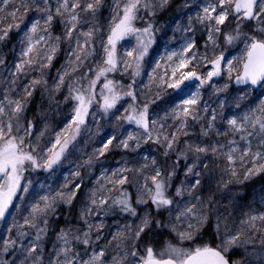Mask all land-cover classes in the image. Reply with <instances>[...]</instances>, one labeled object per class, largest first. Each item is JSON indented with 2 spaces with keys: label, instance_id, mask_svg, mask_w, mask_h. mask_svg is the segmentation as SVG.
I'll return each mask as SVG.
<instances>
[{
  "label": "snow or ice",
  "instance_id": "obj_1",
  "mask_svg": "<svg viewBox=\"0 0 264 264\" xmlns=\"http://www.w3.org/2000/svg\"><path fill=\"white\" fill-rule=\"evenodd\" d=\"M0 5V264H264V0Z\"/></svg>",
  "mask_w": 264,
  "mask_h": 264
},
{
  "label": "trees",
  "instance_id": "obj_2",
  "mask_svg": "<svg viewBox=\"0 0 264 264\" xmlns=\"http://www.w3.org/2000/svg\"><path fill=\"white\" fill-rule=\"evenodd\" d=\"M0 7H2V5H0ZM175 14L174 13H168L166 14L165 16V19H170L172 16H174ZM58 31V30H57ZM132 43L134 44L135 41L132 40ZM5 52H7V49H5ZM64 62V55L63 53H60L59 56H58V59L56 61H54V64H55V67L52 69V75H55V71H56V68H59L60 65ZM147 81V78L145 77V82ZM37 100H39V96H37ZM59 118V117H57ZM98 139V138H97ZM89 152L92 150L91 149V146L87 149ZM119 157L117 156L114 160L111 161V163L113 165H115L116 163V160H118ZM87 179V178H86ZM260 188H261V181L257 180L255 182V184H249L247 188H241V191L243 192H246L247 193V197H246V201L245 202H250L251 201V198H252V195H253V190H255V192L257 193V203L259 201V192H260ZM205 195H207V193H205ZM223 204H227L228 202L227 201H223L222 202ZM106 223L112 225L113 227V230L115 229V225L116 224H119L120 223V219H117V218H109ZM60 226L63 227L64 226V219L61 218L60 219ZM211 236V233L208 234V236L205 237V239H208L210 238Z\"/></svg>",
  "mask_w": 264,
  "mask_h": 264
},
{
  "label": "rangeland",
  "instance_id": "obj_3",
  "mask_svg": "<svg viewBox=\"0 0 264 264\" xmlns=\"http://www.w3.org/2000/svg\"><path fill=\"white\" fill-rule=\"evenodd\" d=\"M3 234H4V226L2 223H0V235H3Z\"/></svg>",
  "mask_w": 264,
  "mask_h": 264
}]
</instances>
